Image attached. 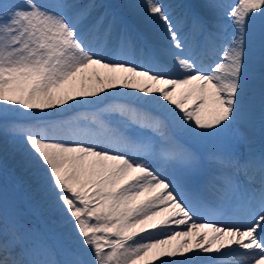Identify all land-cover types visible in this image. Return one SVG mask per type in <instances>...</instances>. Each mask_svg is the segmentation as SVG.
<instances>
[{
  "label": "snow or ice",
  "instance_id": "snow-or-ice-1",
  "mask_svg": "<svg viewBox=\"0 0 264 264\" xmlns=\"http://www.w3.org/2000/svg\"><path fill=\"white\" fill-rule=\"evenodd\" d=\"M133 7L163 37L167 60L138 48L96 0H0V141L33 173L75 245L9 221L0 200V264H189L194 251L225 264L212 255L224 249L235 264H264V155L254 156L248 132L208 151L245 108L254 43L264 83V0H207L211 23L195 6L181 22L162 0ZM180 23L202 38L201 51ZM132 52L147 62L126 59ZM201 54L219 59L203 67ZM108 97L130 103L105 109L120 119L101 122L102 135L75 119H45ZM214 202L235 206L234 222H201Z\"/></svg>",
  "mask_w": 264,
  "mask_h": 264
},
{
  "label": "rangeland",
  "instance_id": "rangeland-1",
  "mask_svg": "<svg viewBox=\"0 0 264 264\" xmlns=\"http://www.w3.org/2000/svg\"><path fill=\"white\" fill-rule=\"evenodd\" d=\"M130 0H116L114 5L111 7L112 12L117 14V11L120 9H125L124 5L128 3ZM193 6H195L197 11L200 12L204 17L206 15V18L210 21H212V17L210 12L203 7L207 0H189ZM117 9V11H116ZM125 12H123L124 14ZM119 16H121L119 14ZM123 22H129L127 17L121 18ZM227 23V22H226ZM126 24V23H125ZM130 25V24H127ZM145 32H147L149 38L154 40H158V37L153 36V32L150 29V27L146 26V28L143 29ZM254 65H257L255 68L259 69L260 68V57H259V47L258 43H254L251 48L250 52V57L248 61V67H252ZM254 68V69H255ZM254 76L250 77L253 78ZM249 79V82H250ZM255 85L251 86L253 87L254 91V96L257 98L256 100L264 99V83H262L261 78H255V81H252ZM250 84V83H249ZM106 101V105H102L103 102ZM127 101V100H125ZM102 103L96 104L94 107L98 106L99 110H93L91 111L92 115L90 118H88V121H85L84 123H81V127L85 132L88 134H93L96 133L95 131L97 128H101L100 125H98L96 122L99 120V117H103L104 115L106 116L104 120V124H108L110 122V119L113 120L117 117V113H111L108 111H105L112 103L108 102L107 103V98L103 101ZM129 103V102H127ZM137 104V103H136ZM102 105V106H101ZM75 106L74 108H76ZM264 107L261 105L259 108L252 109L246 112H241L240 117L237 121H234L235 123H243L245 126L246 131H250L252 133H257L259 129L264 127ZM51 114V113H50ZM66 114V111L65 113ZM68 116V115H67ZM69 118H59V119H50L52 121H60V120H71V119H78L79 117L75 116L74 114H70ZM104 118V117H103ZM249 118L252 120V125L249 126ZM27 119V117L23 118V120ZM48 120V119H46ZM36 123V121H35ZM234 124V123H233ZM234 127H232L227 133H225L222 137L225 138L226 136L231 135V130ZM234 132L236 129L233 130ZM221 137V138H222ZM219 139H217L216 143L214 144H209L214 146L212 150L215 149V147L219 144ZM222 143V141H221ZM3 150L5 151V158L1 157L0 159V200H2V211L5 215V217L11 221L14 218H19L21 219L29 228L35 230L36 232L40 233L43 238L48 240L51 243H55L57 245L63 246L65 248L70 249V243L67 241V237L65 234H58L57 236H53L52 234H48L49 231L44 230L42 225L45 224V220H43V216L45 214H42L43 211L48 212L49 211V205L45 206L46 208L42 209L39 208V204H35V200L33 198L34 193L38 194V192H41L39 187H32L29 182L25 179V176L29 174L25 170L18 171L16 167H20L23 165V162L21 158H19V163L15 164L12 169L10 166L5 164V160L8 161V155L11 153L10 150H7L6 148L2 147ZM18 160V159H17ZM16 160V161H17ZM33 176V175H32ZM54 218V217H53ZM57 227H60L57 226ZM55 237V238H54ZM204 255V254H203ZM197 256V255H194Z\"/></svg>",
  "mask_w": 264,
  "mask_h": 264
},
{
  "label": "bare ground",
  "instance_id": "bare-ground-1",
  "mask_svg": "<svg viewBox=\"0 0 264 264\" xmlns=\"http://www.w3.org/2000/svg\"><path fill=\"white\" fill-rule=\"evenodd\" d=\"M115 1L116 0H96V3H98V4H102V5H104L105 7H107V8H109L110 10H111V7L114 5V3H115ZM83 2H85V3H89L90 2V0H83ZM105 2H106V4H105ZM162 2L165 4V5H167L168 6V10L170 11V12H172V13H174V16H173V19L175 20V21H177V22H181V20H182V14L187 10V8H178L177 6H175V2H176V0H162ZM139 3H142V0H130V1H128V3L127 4H125L124 5V7H125V9H120L118 12H117V14H120L121 16V18H124V17H127L128 18V20H129V23L132 25V26H134V27H136V26H139L140 28H146V26H148V27H150V29L152 30V32H153V36L154 37H158V32H157V30L155 29V27L151 24V22L147 19V18H145L139 11H138V9H136V8H134L133 7V5H136V4H139ZM172 6V7H171ZM123 12H125L124 14H123ZM119 21V20H118ZM120 22V21H119ZM180 26H181V29H182V32L183 33H187V36H190V35H193L194 33H191V32H189V29L188 28H184V26H183V24L182 23H180ZM230 29H228V32L230 33ZM156 41H158V42H160V43H162L161 44V46H165V42H164V39H163V37L162 36H159V38H158V40H156ZM193 40H190V43L192 42ZM165 48V47H164ZM222 50V49H221ZM206 57H208V58H206V59H204V60H202L201 61V66L202 65H204V64H202V62H207L208 63V66L209 65H214L215 64V62L219 59V57H217L216 55H206ZM125 58L126 59H128L129 60V56L127 55V56H125ZM134 62H136V63H138V64H142V63H146L147 61L146 60H143V59H141V58H139V59H134ZM208 66H205V67H208ZM204 67V66H203ZM101 71V74L103 75V70H100ZM260 76V75H259ZM259 76L257 77V78H259ZM249 87H250V85H249ZM179 92H180V89H177V91H176V93L174 94V95H176L177 96V98H178V95H179ZM120 99H123V98H113V97H108L107 98V103L108 102H111L112 103V105L113 104H127L126 102H123L122 100H120ZM125 99H127L128 101H129V99L128 98H125ZM116 102V103H115ZM106 105V101L105 102H103L102 103V105ZM101 105V106H102ZM77 107L76 108H72L71 110H72V114H74L76 117L78 116V117H80V115H82V114H88V107L89 106H95V105H76ZM130 106H132V107H137V106H133V105H130ZM247 106H249L248 104H245V107H247ZM70 110V111H71ZM69 111H66V114H64L65 112H63V113H57V114H55V115H53V114H49L47 117H45V119H48V120H50V119H59V118H69L70 116V114L71 113H68ZM68 115V116H67ZM23 122L24 123H35V120H28V118L27 119H25V120H23ZM2 147H4V148H6L7 150H9L8 149V147L6 146V145H4L3 144V142L2 141H0V159H1V157H3V158H5V156H6V154H5V151L3 150V148ZM19 156H17V155H15V154H13V153H10L9 155H8V161H6L5 160V164H7L8 166H10L11 167V169H12V166L13 167H16V166H14L15 164H18L19 163ZM18 159V160H17ZM17 160V161H16ZM16 169L18 170V171H22V170H25L26 172H28L29 174H27L26 176H25V181L27 180L28 182H29V184L32 186V187H39L38 186V184H37V182H36V180L34 179V176H32L33 175V173L30 171V170H28L25 166H24V164L23 165H21L20 167H16ZM33 198H34V200H35V204L34 205H36V204H39V208H46L45 206L47 205L46 203H47V201H46V198L44 197V195H43V193L42 192H38V194H35L34 193V196H33ZM42 214H45L44 216H43V220H45V224L44 225H42V227H43V229L44 230H47V231H49V235L50 234H52L53 236H57L58 234H65L66 235V229H64L62 226H61V224H60V221H59V217H58V215L55 213V211L53 210V209H51V208H49V211L48 212H46V211H43L42 212ZM166 215V214H165ZM54 217V218H53ZM158 219H163V215L161 216V217H158ZM60 225V227H57V226H59ZM51 231V232H50ZM201 231V230H200ZM205 231H208V234H209V236H211L212 235V233L209 231V230H205ZM201 232H203V231H201ZM189 239H192L193 241H194V239H195V234L192 236V237H180V238H177L176 240H174V241H172V247H175L176 245H178L179 243H180V241L181 240H184V241H187V240H189ZM67 241H69L68 239H67ZM70 242V241H69ZM70 248H73V247H75V245L74 244H72V243H70ZM193 254H195V255H197L196 254V252L194 251L193 253H190L189 254V258H188V260H192V259H195V258H190V256H192ZM239 257L237 256V255H232V256H230V257H226L225 259H230V260H233V261H235L236 259H238ZM162 259H168V258H162ZM173 259H180V260H182V259H185L184 257H175V258H173ZM232 261V262H233ZM153 264H159V262L158 261H154L153 262Z\"/></svg>",
  "mask_w": 264,
  "mask_h": 264
}]
</instances>
